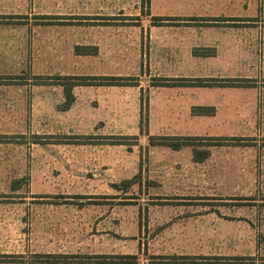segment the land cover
I'll list each match as a JSON object with an SVG mask.
<instances>
[{
  "label": "rangeland",
  "instance_id": "obj_1",
  "mask_svg": "<svg viewBox=\"0 0 264 264\" xmlns=\"http://www.w3.org/2000/svg\"><path fill=\"white\" fill-rule=\"evenodd\" d=\"M184 257L264 264V0H0V264Z\"/></svg>",
  "mask_w": 264,
  "mask_h": 264
},
{
  "label": "trees",
  "instance_id": "obj_2",
  "mask_svg": "<svg viewBox=\"0 0 264 264\" xmlns=\"http://www.w3.org/2000/svg\"><path fill=\"white\" fill-rule=\"evenodd\" d=\"M159 21L161 22H164V21H179V22H189L191 20L195 21L196 19H181L180 17H176V18H160L158 19ZM207 21H214L212 19H208ZM84 46H77V51H78V54H84V51H82V48ZM97 52V49L94 48V51L92 53H89L87 52L86 54H95ZM75 79V78H74ZM82 79V78H80ZM89 79H93V80H96V84L98 83L99 85H105L103 83H112L111 85H119L118 83H123L125 82V78H121V77H97V78H89ZM79 80V78H78ZM74 82H71L70 84H66L65 86V92H66V95H67V102L65 104V109H68L73 101H74V96H73V87L78 85V84H75L76 80H72ZM192 80L191 79H182L180 80L181 82V85L183 86H189L190 83ZM174 82V83H173ZM193 82H196V83H200L199 85H202V84H207L209 83L208 81L206 80H201V79H197V80H194ZM78 83V82H77ZM177 84L176 81L174 80H165L163 81L162 85H169V84ZM108 85V84H107ZM204 139H208L209 141H221L223 138H220V137H215V138H204ZM163 143H165V145L167 146H171L172 148L176 149V150H179V149H182L183 147H186V146H193V159L195 162H203L205 159L208 158L209 156V153L210 151L209 150H206L204 152V155H201L199 150H197V145L196 144H192V141H193V138L191 137H179V138H176V137H164L163 138ZM211 143H214V142H211ZM213 145V144H211ZM46 258H49V261H51L50 259L51 258H54L53 255H46ZM182 263H188L187 261H189L190 258H187V257H184V258H180ZM98 262H94L93 264H97Z\"/></svg>",
  "mask_w": 264,
  "mask_h": 264
},
{
  "label": "crops",
  "instance_id": "obj_3",
  "mask_svg": "<svg viewBox=\"0 0 264 264\" xmlns=\"http://www.w3.org/2000/svg\"><path fill=\"white\" fill-rule=\"evenodd\" d=\"M163 42L167 44V46H166L167 48L169 47L170 43H172L173 46H171V50H172L171 52H174V54L171 55V58L182 59L180 54L182 52H184L186 54L189 52V49H188V51L186 50L187 46L186 45H182L184 41H182L181 39H175L174 37L171 38V39L170 38H166ZM193 51L190 50V56L191 57H193V58L201 57L200 54L195 53L197 50H193ZM96 54H98V48H97V52L95 54H93V55H96ZM89 55H92V54H89ZM187 56H188V54L185 56V58H187ZM213 56H216V55L214 54ZM153 69H154L155 74L158 75V77L165 78L167 80L176 81L177 84H174V85H171V86H162L161 88H164V89H166V88L175 89V88L188 87V86L181 85L180 80H182V79H191L192 83H190L189 85H194V86L197 84L196 82H193L194 80L203 79V78H199L197 73L189 74L187 65L186 64H182L181 62H177L176 64L171 65V66H169V68H166L164 70H157L155 66L153 67ZM94 77L97 78V77H105V76H97V77L94 76ZM106 77H109V76H106ZM114 77H117V76H114ZM194 106H195V104H192L190 106V110H192V109L195 110V108H193ZM154 108H155V106H154ZM149 110H150V112L152 111V102H150V104H149ZM174 111H176V110H174ZM192 115H195V113L193 112ZM171 116L180 117V113L177 114L175 112V114H173Z\"/></svg>",
  "mask_w": 264,
  "mask_h": 264
}]
</instances>
